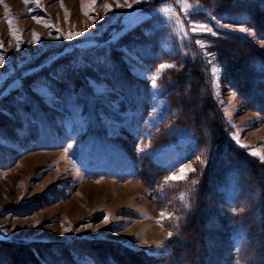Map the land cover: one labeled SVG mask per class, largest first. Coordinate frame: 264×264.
<instances>
[{
  "label": "rangeland",
  "instance_id": "obj_1",
  "mask_svg": "<svg viewBox=\"0 0 264 264\" xmlns=\"http://www.w3.org/2000/svg\"><path fill=\"white\" fill-rule=\"evenodd\" d=\"M224 31L264 54L244 16L199 0H0V264L23 255L53 264L54 244L66 245V264H94L75 252L80 241L173 264L179 210L159 200L192 183L217 150L197 146L168 100L170 55L182 56L191 35L223 126L214 143L264 166V116L225 86L210 49ZM148 165L164 175L151 186L141 177ZM237 188L229 176L226 198ZM187 194L168 199L184 208Z\"/></svg>",
  "mask_w": 264,
  "mask_h": 264
},
{
  "label": "trees",
  "instance_id": "obj_2",
  "mask_svg": "<svg viewBox=\"0 0 264 264\" xmlns=\"http://www.w3.org/2000/svg\"><path fill=\"white\" fill-rule=\"evenodd\" d=\"M199 1L216 15L244 16L245 23L264 36V0ZM219 34L212 38L210 49L216 53L223 68V83L248 109L264 116V54L238 34L225 31ZM195 40L196 36L191 35L182 56L170 55L176 65L168 71L172 79L167 86L168 100L172 107H179V118L194 131L197 146L215 144L217 150L212 152L205 169L194 175L192 183L190 179L178 184L176 190L168 191V197L174 192L188 191L189 201L185 202L184 208L177 207L175 200L170 202L168 197L159 200L166 207L179 210L177 214L174 212L179 220L171 228L172 262L264 264V166L232 149L225 139L220 144L214 143L220 141L216 138L223 126L208 99L210 85L206 63L195 48ZM256 60L263 62L261 69L254 66ZM194 111L197 116L193 115ZM198 116L205 118L203 123ZM144 169L146 175L141 177L150 186L164 177L158 165H148ZM229 176L238 185L231 201L223 189ZM77 248L74 250L79 257H87L94 264H159L143 253H133L106 242L80 241ZM47 250L53 264H66L69 253L65 244H54ZM15 264L38 263L30 255H23L16 256Z\"/></svg>",
  "mask_w": 264,
  "mask_h": 264
},
{
  "label": "snow or ice",
  "instance_id": "obj_3",
  "mask_svg": "<svg viewBox=\"0 0 264 264\" xmlns=\"http://www.w3.org/2000/svg\"><path fill=\"white\" fill-rule=\"evenodd\" d=\"M82 33H76L75 35H81ZM17 50H19V48H17ZM3 63V56L2 55H0V64H2ZM155 83V78H153V84ZM72 146L71 145H69V148H71ZM181 171L183 172L184 171V169H181ZM176 178H178V177H175V176H173L172 177V179H176ZM0 235H6V234H4V233H0ZM171 235V234H170Z\"/></svg>",
  "mask_w": 264,
  "mask_h": 264
}]
</instances>
